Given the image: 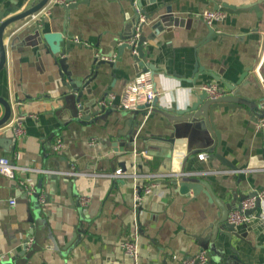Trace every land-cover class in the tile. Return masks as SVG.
Instances as JSON below:
<instances>
[{
    "label": "crops",
    "instance_id": "0c3cea01",
    "mask_svg": "<svg viewBox=\"0 0 264 264\" xmlns=\"http://www.w3.org/2000/svg\"><path fill=\"white\" fill-rule=\"evenodd\" d=\"M34 1L0 0V21ZM136 2L147 16L142 30L148 38L143 47L144 65L138 68L128 48L118 49L132 31ZM256 2L83 0L66 11L67 0H49L27 22L9 26L0 96L9 102L11 117L0 127V157L14 164L15 178L0 175V264H182L202 250L197 238L217 222L220 209L203 193L180 194L171 184L167 176L178 174L181 156L174 152L168 159V151L160 146L171 131L161 111L187 108L203 84L215 83L227 94V82L234 85L244 78L248 84L241 89L260 111L249 116L244 110L222 108L215 111L214 118L220 134L215 152L234 168L201 151L189 159L184 170L209 181L226 216L264 186V125L259 124L264 115V86L256 87L254 81L259 80L253 73L264 56V30L252 9L225 12L214 25L215 35L207 38L209 26L197 17L204 9H214L216 3L240 7ZM167 7L174 19L161 22L160 30L153 28ZM41 23L43 32L65 31L73 37L66 54L67 70L78 79L93 77L91 91L83 93L81 104L95 100L89 108L92 112L102 105L100 99L115 96L104 113L89 121L68 118L67 108L58 101L65 91V76L55 63L59 55L26 39ZM15 41L18 44L12 45ZM142 68L151 69L158 96L144 110L118 108L125 84ZM133 114L140 117L137 128L125 124ZM20 115L24 116L25 134L17 137L11 124ZM184 130L179 137L181 154L198 143L202 133L196 127ZM130 133L141 140L117 157V144H123L124 134ZM56 138L63 147L53 152ZM91 140L96 143L90 145ZM150 141L154 144H148ZM144 149L146 156L140 154ZM120 162L128 176H111L113 170H121ZM20 179H27L37 192L43 224H35L33 229L28 218V197L33 190L23 192ZM150 179L159 186L134 209L135 183L147 184ZM81 195L90 198L83 210L78 203ZM259 205L252 213L254 221L255 214H264V198ZM37 232L40 243L34 242ZM74 232L80 235L79 241L63 251ZM133 235L138 239L135 263L120 247ZM214 245L222 250L223 258L216 262V254L204 250L208 264H225L232 248L244 264H264V227L246 232L244 240L232 236L228 242L222 233Z\"/></svg>",
    "mask_w": 264,
    "mask_h": 264
},
{
    "label": "water",
    "instance_id": "95a60500",
    "mask_svg": "<svg viewBox=\"0 0 264 264\" xmlns=\"http://www.w3.org/2000/svg\"><path fill=\"white\" fill-rule=\"evenodd\" d=\"M49 0H35L32 2L27 8L18 12L16 14H12L11 16H6L3 20L0 21V71L3 69L5 65V49H6V37L8 34L9 26L11 25H21L24 22L30 20L34 15H36L43 7L48 3ZM83 2V0H67V5L65 6V10L68 11L71 8L75 7L77 4ZM136 7V18L134 20V24L132 27V31L128 34L121 44L118 46V49L122 50L124 48H128L131 52V57L136 62V67H143L144 65V54L143 47L144 43L147 41V37L144 35L143 30L141 31L138 40L136 42L135 49L128 45L127 42L131 39L134 26L138 21L137 9L140 8L139 2ZM252 9L256 13V17L258 18L261 26L264 30V0H258V2L254 4H250L248 6H240L235 7L228 4L221 3L220 6L218 3L215 4L214 10H219L221 12H229V13H238L240 11H247ZM140 10V9H139ZM141 11V10H140ZM144 13L143 11H141ZM171 9L169 7L166 8L165 14L159 16V21L156 23V26L153 28H157L160 30V24L165 19L173 20L174 16L171 14ZM145 14V13H144ZM1 17V16H0ZM44 24L41 23L32 28L31 35L28 36L27 40H32L33 44H39L43 47H46L50 53L53 55H59V58L55 61L62 70V73L65 76V80L63 82V86L65 88L64 93L58 98V101L63 102L65 107L68 110V118L69 119H78L82 120H90L92 117L99 116L100 114L105 112V106L101 105L99 109H96L90 112L89 108L92 104L95 103V100H88L84 102V104L80 103L83 97V93H90V83L93 80V77L85 76L83 78H76L73 76V73L67 70L66 62V54L70 51L71 46L73 44V37L67 34L65 31L62 32H43ZM211 35H215L214 28L208 27V35L207 38ZM126 36V35H125ZM26 39L23 43L26 42ZM18 44V42H12V45ZM132 50H135L136 54H132ZM151 69H153L151 67ZM150 68H142L143 71L150 70ZM252 70V69H251ZM261 76L262 81L255 80L254 83L256 87L259 85L264 86V56L261 67ZM248 82H244V78L240 79L238 84H231L227 82L225 84L228 89V93L224 94L217 98L209 97L205 92H198L195 96V100L184 109L180 110H162L161 114L165 118L166 126L171 128L168 136L160 146L168 151L167 158L171 159L174 152L177 154L176 157L180 158L181 156V166L179 168V172L177 175H169L170 182L173 186H175L176 192L180 194H188L192 193L193 196L198 195L199 193H203L210 202L216 201L219 206V219L212 226L209 227V230L205 233V235L197 238L199 246L202 250H210L211 252L216 254L215 261L221 262L222 260V250L215 247L214 242L217 240L220 234H224L228 238V242L231 241L232 236L243 239L246 236V232L264 227V214L259 213L254 216L257 218H253L251 221L242 224L240 227H235L233 224L227 222L226 211L224 212V207L219 203V198H217L213 190L209 184L208 180H204L199 178L196 174H191L189 172L185 173L184 167L186 163L189 161L193 155L198 152L209 153L210 157H214L219 160L223 165L234 168V166L224 159L221 155H219L215 150L219 146L220 142V134L219 130L216 128L214 124L215 111L217 109L227 108L230 110H244L246 114L249 116L254 115L260 111L259 105L255 102V100L251 97L246 96L241 86H245ZM100 99L98 102H101ZM153 103V102H152ZM149 104L141 105L137 108V110H144L152 106ZM0 107L2 108V113L0 115V127L5 125L10 117H11V106L7 100L0 96ZM60 108V107H59ZM253 116V117H254ZM139 115L133 114L131 115L125 122L126 125L134 126L137 128L139 124ZM185 127H196L201 128L202 133L199 135V142L194 146L188 147L185 152L181 154L180 145L181 140L179 137L182 131H185ZM212 134V135H211ZM125 141L123 144H117L120 146L119 149L115 148V152H117V157L124 156L127 154V149L130 147H134L136 141L141 140L139 136H134L132 133L124 134ZM136 138V139H135ZM149 143H153L154 141H150ZM156 144V143H155ZM158 144V143H157ZM144 151L147 153L146 149ZM121 172L125 171V166L123 162L119 163ZM182 169V170H181ZM182 171V172H181ZM115 170H113V173ZM29 222L31 223L32 229L36 226H40L43 224L42 221L39 220V206L37 201V192L33 190L32 193L29 194ZM259 200L256 203V207L254 209L248 210L247 214H252L258 208ZM242 231V232H241ZM244 231V232H243ZM30 234L34 233V230H30ZM38 236L35 237V243H40L41 237L40 233H36ZM80 235L77 232L72 234L70 240L64 245L62 248L63 251H68L73 248L77 242L79 241ZM24 248H27V245L24 244ZM232 248V247H231ZM232 253L225 259V264H233L234 261L239 262L240 264H244V262L240 261L237 256L236 250L231 249Z\"/></svg>",
    "mask_w": 264,
    "mask_h": 264
},
{
    "label": "built area",
    "instance_id": "2783aa9c",
    "mask_svg": "<svg viewBox=\"0 0 264 264\" xmlns=\"http://www.w3.org/2000/svg\"><path fill=\"white\" fill-rule=\"evenodd\" d=\"M138 21L134 26L133 34L131 39L128 40L127 44L132 46L134 49L136 47V42L138 37L143 29L144 24L147 21V16L137 9ZM225 16V12L214 9H204L202 10L197 17L203 21L207 26L214 28V25L217 21H220ZM132 54H136L135 50H132ZM263 57L256 63L253 68V73L255 77L262 81L261 76V67H262ZM199 92H205L211 98H217L223 95V92L215 83L203 84L198 89ZM159 90L156 87L150 70L143 71L141 70L137 73L131 80H129L121 93L117 107L123 110H136L139 106L149 104L154 101L158 96ZM115 96L109 94L107 98L102 99V105H112ZM261 107L264 109V100L261 102ZM24 116H18L11 124V129L15 136L19 137L25 134V130L22 126V120ZM260 125H264V115L259 120ZM136 139V138H135ZM95 140L90 141V145H94ZM63 147L62 140L56 138L53 145L52 151L58 152ZM142 156H146V152L140 151ZM204 154H199L200 158H203ZM0 175H3L7 178H15V166L9 158L0 157ZM113 177H123L128 176L125 172L117 170L113 174ZM149 179V178H148ZM18 184L22 187L23 192L30 193L33 189L30 186V183L27 179L18 180ZM159 186V183L150 179L147 184L135 183L134 185V200L133 206L134 209L139 208L144 200V198L150 195L154 189ZM264 198V186L256 191L254 194L246 196L240 203L239 207L233 208L229 211L227 216V222L233 224L235 227H239L244 223H247L253 219L252 214H247L248 210L254 209L258 200ZM90 198L87 195H81L78 198V203L80 208L83 210L89 203ZM14 202L12 201L11 204ZM31 239L27 241V246L30 245ZM120 247L123 251V254L130 259L136 262L138 258V239L136 235H133L127 240H124L120 243ZM182 264H208L207 257L204 250L197 252L196 254L185 258Z\"/></svg>",
    "mask_w": 264,
    "mask_h": 264
}]
</instances>
